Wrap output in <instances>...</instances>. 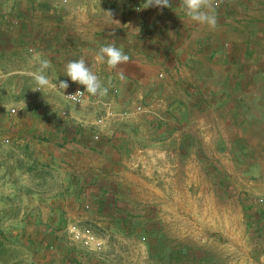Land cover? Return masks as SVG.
<instances>
[{
	"label": "rangeland",
	"instance_id": "rangeland-1",
	"mask_svg": "<svg viewBox=\"0 0 264 264\" xmlns=\"http://www.w3.org/2000/svg\"><path fill=\"white\" fill-rule=\"evenodd\" d=\"M99 1L104 0H0V16L18 12L28 21L23 32L28 35L18 30V19L0 26L5 44L0 48L9 50L21 36L40 42L42 23L56 12L73 17L64 20L69 29L81 28L82 19L91 16L86 40L93 46L110 37L117 43L122 23L114 24L111 3L118 0ZM169 2L171 7L159 9L162 17L185 16L179 0ZM138 8L133 10L142 14ZM215 13L214 30L189 20L196 43L173 42L176 50L185 43V55L179 52L176 59L184 80H167L157 70L151 84H128L122 95L112 89L108 99L86 93L88 102L65 116L55 106L60 103L55 92L32 91V78L27 85L20 75L8 76L18 65L0 58V264H264V0H219ZM161 40L147 43L157 49ZM24 90L49 99L50 107L18 103ZM100 101L105 110L127 111L128 120L115 117L94 131L105 113ZM46 109L48 120H42ZM30 115L34 124L63 129V136L50 135V141L86 135L94 148L91 159L103 167L93 172L92 188L89 181L81 197L80 192L65 201L66 210L51 198L54 169L45 171L50 196L41 201L22 173L27 157L21 137L14 135ZM77 120L86 121L83 135L75 132ZM110 140L115 146L108 148ZM107 160L117 165L111 173L102 164ZM107 183L119 191L117 198L87 196ZM73 224L91 227L104 242L102 250L86 251L71 242L65 231Z\"/></svg>",
	"mask_w": 264,
	"mask_h": 264
},
{
	"label": "crops",
	"instance_id": "crops-1",
	"mask_svg": "<svg viewBox=\"0 0 264 264\" xmlns=\"http://www.w3.org/2000/svg\"><path fill=\"white\" fill-rule=\"evenodd\" d=\"M68 1L71 2V0ZM102 2H105V0L99 1L100 4ZM138 4L142 5L143 1L134 0L133 2H128L126 0H118L116 3L112 2L111 5L116 6V18L113 19V22L115 25L120 22L122 23V29L119 30L121 36L120 40H118L117 43H113L111 42L113 38H109L111 41L105 38L100 40L95 46H93L90 41L86 40V33L89 30L88 25L89 20L91 21V16L87 17V19L86 17L82 19L81 28L69 29L64 20L73 17H59V14L56 12L54 15L55 18L51 19L50 22L47 20L42 23V32L45 30V33L39 35L37 41L40 42L35 43L33 40H30L28 36L25 40L21 36L17 41L18 43L16 42L14 46L9 44V39L6 40L7 45L11 46V48H8L9 50L6 51V48H0V58H7L13 61L14 65H18L16 68L9 71L8 76L15 77L20 75L25 78L27 83L31 79L28 73L36 71L40 67L41 60H48L52 67L46 70L45 74L52 82L63 77L69 78L64 74L65 67L69 61L84 59L86 65L89 66L93 73L100 78L103 85L109 88L107 96L103 97L105 99L110 97L109 91L111 92V89L114 95L118 92L122 95V92L125 93L128 84H142L143 86H145L147 82H150L151 84L153 80L151 74L153 72L155 73L157 70L165 73V78L167 80H170L171 77L172 81L178 80V78L184 80L185 75H182V71L176 67L180 64L176 59L180 54L185 55V43L181 44L180 48L176 50V45H173V42L174 40L185 41V39L188 38L189 41L194 40L196 43L198 41V36L192 30L193 23L190 22V19L187 17L185 18V16L179 19L177 17H168V19L164 16L162 17L161 14H159V9L161 8L158 7H156L155 10L153 8L152 11H150L149 8L144 9L141 12L142 14H140L133 10V8L136 9L140 6ZM131 5H133V7ZM107 6L109 7V4ZM49 14L52 15L53 13L50 11ZM107 17L110 19L109 16ZM16 19L19 20L17 27L18 30H22L21 34L28 35V33H23L25 31L24 28L26 29V23H28V21L26 22L27 18L18 12L14 13V15L0 16L1 28L5 29L9 26H13V23L17 21ZM178 24L182 26L181 29L183 32L179 30L180 28L178 26L180 25ZM185 24H187L186 28ZM185 29L188 31L185 32ZM160 38L164 40V43H161V47H156L157 49H153V45L147 43L148 41L156 44L157 41H162ZM24 40L25 42H23ZM131 41H133V43ZM107 44H115L117 47H122L123 51L130 57L129 62L119 65L116 69L111 71L108 70L106 64L96 63L94 59L95 54L101 46ZM3 45L5 44L0 43V46ZM182 45L184 46L182 47ZM26 49L27 51L33 49V53L29 55L26 54ZM170 57L174 60L171 61L172 64L168 65L167 62L170 61L168 59ZM22 63L25 65H22ZM184 63L185 60L182 62V65H184ZM121 71L124 73V80L118 78ZM177 71L179 72V76L176 74ZM175 74L176 76L174 77ZM109 80H111L110 87L108 85ZM73 84L82 87L85 90L84 86L76 83ZM47 92L50 93L52 91H46V93ZM55 94L59 97L60 102L59 104L56 103L55 106L59 107V110L62 112H67L66 110L68 109L76 110L78 108L69 105L62 95L58 93ZM17 101H19L18 103L21 101L25 103L29 102L27 104L34 103V105L41 106L42 108L50 107L51 105L49 99H45L41 97V95L39 97L35 95L32 96L25 90L23 91V97H19ZM99 103L103 105L101 101ZM98 108L104 113V105ZM48 112L49 109H46L45 112L42 113V120H48V118L45 117ZM32 113L33 112L30 114ZM32 115L26 119V124L21 127L19 131H16L14 135L16 137H21V141H23L22 150L25 152L23 153V156L27 157V159L23 158V164L21 163L22 173L25 177L27 176L30 178L29 182L31 183L32 196L36 200L41 201L45 200L47 196H50L46 194L44 187L45 182L43 176L45 171L54 169L57 187L55 191L51 193V198L56 201V206H59L62 210H66L63 207L65 201L69 200L70 202L74 199V195H79L80 192L82 193L80 195L81 197L84 190L86 189L87 191L86 187L89 185V181V187L92 188V183L94 181L92 178L93 172L98 171L97 168L103 167L101 166V163L96 165L94 160L91 159L94 148L84 140L86 139V135H83L81 131L86 121L77 120L76 122L78 123H75V132H78V135L82 134L84 139H82V137L79 139L72 137L69 138L68 141L67 139H63L62 141L57 139L56 142H53L52 140L51 142L48 137L50 135L63 136V132L61 131L63 129H54L53 125L50 127L45 121H39L34 124V122H32ZM41 118L38 119L40 120ZM128 118L129 117L120 118V120H128ZM106 120L107 122L105 121L103 125H94L96 126L92 127L94 131L98 130L100 132L106 125H110L113 119L110 121L108 119ZM107 144L108 148H111V145L115 146L112 140ZM53 147H57L58 150H56L58 152L54 150ZM44 149H47V152L44 151ZM51 150L54 152L56 151L54 156L45 154L49 153ZM113 162V160H107L102 163L109 173L112 172L111 169L115 166L117 167ZM89 174H91L92 178L90 180H88ZM105 187L98 189L96 193H94L95 191L92 192L89 190L87 193L89 195L87 196L92 200L99 198L101 201L118 197V190L112 189L108 183ZM103 205L104 204H101V207Z\"/></svg>",
	"mask_w": 264,
	"mask_h": 264
},
{
	"label": "clouds",
	"instance_id": "clouds-1",
	"mask_svg": "<svg viewBox=\"0 0 264 264\" xmlns=\"http://www.w3.org/2000/svg\"><path fill=\"white\" fill-rule=\"evenodd\" d=\"M149 7L168 8L171 7L169 0H145V3L138 8L137 11L147 9ZM184 15L191 21L201 26H207L209 29H215L217 26V16L215 9L219 7V0H179V6ZM110 17L111 12H106ZM96 63L106 64L108 70H114L119 65L129 62V55H127L122 47H117L115 44H107L101 46L94 57ZM51 63L48 60H41L40 67L34 71L28 73V75L34 81L36 87L32 91H40L44 88H56L66 90L69 87L67 82L61 81L57 87L56 83L53 84L48 76L45 74L46 70L51 68ZM64 74L70 78L71 82L82 85L85 87V91H77L74 95L66 96V99L72 100L76 103H80L85 93L89 97L103 98L108 94V87H105L100 78L93 73L89 66L86 65L84 59L69 61L65 67ZM118 78L124 80V73L121 71ZM109 87L111 86V80L108 81ZM264 259V258H262Z\"/></svg>",
	"mask_w": 264,
	"mask_h": 264
},
{
	"label": "built area",
	"instance_id": "built-area-1",
	"mask_svg": "<svg viewBox=\"0 0 264 264\" xmlns=\"http://www.w3.org/2000/svg\"><path fill=\"white\" fill-rule=\"evenodd\" d=\"M14 23L17 24V21H15ZM61 81L67 82L69 84V87L66 90L50 88V87L47 89L62 95V97L66 100V102L73 107H81L88 102L86 93L84 97L78 98L81 100L80 103H76L72 100L66 99L64 95L66 96L74 95L77 91L84 92L85 90L82 87L73 85L70 79L66 77L52 81V83L53 84L56 83L58 87ZM63 91H64V95L62 94ZM141 111H142L141 107L136 108V112H141ZM11 113H14V110H11ZM61 114L65 116L66 112L63 111ZM128 116H129V113L127 111H123L117 114L114 111L110 110L109 108H106L104 116L99 118L96 121V124L97 125L102 124L106 119H113L115 117L116 118H126ZM94 139L97 140L98 137L95 136ZM65 233L67 234L71 242L76 243L78 246H80L86 251L99 252L102 250L104 242L99 237L96 236V234L94 233V230L89 226L73 224V225L68 226Z\"/></svg>",
	"mask_w": 264,
	"mask_h": 264
}]
</instances>
